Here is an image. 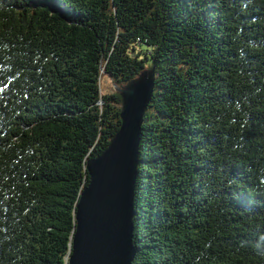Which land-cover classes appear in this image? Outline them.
<instances>
[{
	"label": "trees",
	"instance_id": "obj_1",
	"mask_svg": "<svg viewBox=\"0 0 264 264\" xmlns=\"http://www.w3.org/2000/svg\"><path fill=\"white\" fill-rule=\"evenodd\" d=\"M153 69L132 264H264V0H0V264H69L87 163Z\"/></svg>",
	"mask_w": 264,
	"mask_h": 264
},
{
	"label": "water",
	"instance_id": "obj_2",
	"mask_svg": "<svg viewBox=\"0 0 264 264\" xmlns=\"http://www.w3.org/2000/svg\"><path fill=\"white\" fill-rule=\"evenodd\" d=\"M155 89L143 72L121 92V126L109 147L87 163L89 184L76 213L69 264H132L134 199L142 125Z\"/></svg>",
	"mask_w": 264,
	"mask_h": 264
},
{
	"label": "rangeland",
	"instance_id": "obj_3",
	"mask_svg": "<svg viewBox=\"0 0 264 264\" xmlns=\"http://www.w3.org/2000/svg\"><path fill=\"white\" fill-rule=\"evenodd\" d=\"M102 89L103 93H112L114 91H118V89H116V87L114 86L113 82H111L109 79L103 80Z\"/></svg>",
	"mask_w": 264,
	"mask_h": 264
}]
</instances>
